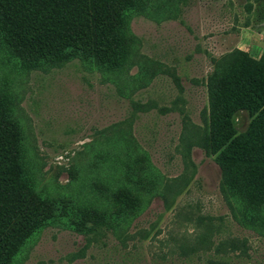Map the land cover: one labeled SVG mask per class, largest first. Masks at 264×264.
Segmentation results:
<instances>
[{
	"label": "rangeland",
	"instance_id": "rangeland-1",
	"mask_svg": "<svg viewBox=\"0 0 264 264\" xmlns=\"http://www.w3.org/2000/svg\"><path fill=\"white\" fill-rule=\"evenodd\" d=\"M136 4L111 68L80 56L31 66L0 31V107L23 179L58 207L11 264H264V235L225 193L207 91L222 56L264 55V0ZM250 121L240 111L238 131Z\"/></svg>",
	"mask_w": 264,
	"mask_h": 264
},
{
	"label": "trees",
	"instance_id": "trees-1",
	"mask_svg": "<svg viewBox=\"0 0 264 264\" xmlns=\"http://www.w3.org/2000/svg\"><path fill=\"white\" fill-rule=\"evenodd\" d=\"M136 3L0 0L1 37L34 67L70 56L116 67L125 61V15ZM207 91L211 146L225 169L226 196L242 224L264 235V55L254 59L235 50L222 56L208 76ZM240 111L251 116L243 132L236 126ZM19 143L16 124L0 107V264H11L22 242L43 230L58 210L24 181Z\"/></svg>",
	"mask_w": 264,
	"mask_h": 264
}]
</instances>
